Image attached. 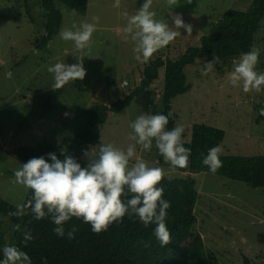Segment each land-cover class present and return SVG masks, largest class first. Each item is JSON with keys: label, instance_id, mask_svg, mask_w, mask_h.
Instances as JSON below:
<instances>
[{"label": "rangeland", "instance_id": "1", "mask_svg": "<svg viewBox=\"0 0 264 264\" xmlns=\"http://www.w3.org/2000/svg\"><path fill=\"white\" fill-rule=\"evenodd\" d=\"M26 2L0 0V196L16 206L24 203L28 192L15 183V171L26 163L15 152L18 146H35L40 140H47L65 149L74 136L77 111L94 102L110 105L124 98L140 84L146 65L158 57L175 58L190 46H200L201 36L210 31L212 21L230 8L248 9L253 0H192L191 4L176 0L171 9L167 0H153L150 10L156 13L155 19L174 27L169 12L179 14L192 26V34L188 35L184 28L174 29L181 35L158 50L147 63L134 59V44L123 31L127 21L121 15L124 11L135 14L144 0H120L119 8L113 7L116 0H89L84 14L59 3L63 13L61 28L45 49L35 46L36 37L45 33L46 19L40 0L27 2L31 15ZM93 16H98L99 22L89 48L78 50L73 41L61 39L62 29L93 23ZM253 47L260 50L255 70L261 72L264 20ZM80 56H84L85 78L53 90L54 76L48 68L57 62L78 63ZM240 56L230 62L220 61L207 75H202L205 63L210 62L207 56L198 58L195 65L186 69L191 88L172 99L171 110L176 115L175 125L184 126L182 140L190 139L194 123H206L225 130L221 155H264V118L257 123L259 109L264 105V87L259 93H245L242 85L233 86L229 79L233 61ZM164 71L163 66L152 84L128 106L109 112L100 127L98 143L90 145L87 151L101 143L126 150L130 143H135L129 140L132 121L145 113L164 114ZM136 150V159L144 160L150 167H161L164 177L196 180L195 228L203 237L209 264H246V257L250 264H264V187L255 188L212 172L172 168L160 162L154 142L151 151L140 145H136ZM84 158L88 160L85 154Z\"/></svg>", "mask_w": 264, "mask_h": 264}, {"label": "trees", "instance_id": "2", "mask_svg": "<svg viewBox=\"0 0 264 264\" xmlns=\"http://www.w3.org/2000/svg\"><path fill=\"white\" fill-rule=\"evenodd\" d=\"M59 3L84 14L89 0H40L46 23L45 33L35 39V46L39 49L47 48L60 31L63 13ZM263 20L264 0H253L246 10L228 9L217 21L210 23V31L201 36L200 46H190L175 58L158 57L146 65L140 84L124 98H118L110 105L94 102L77 111L74 114V136L67 142L65 149L54 142L40 140L35 146H18L15 152L25 162L31 158L44 157L51 163L49 153H55L60 160L68 155L86 167L89 161L84 158V153L90 145L98 143L100 127L107 121L109 112L120 111L128 106L135 96L158 77L161 67H165L162 104L163 112L167 115L172 110V99L191 88L186 75L188 67L195 65L200 57L207 56L212 61L216 55L221 63H226L250 51ZM219 69L222 70L223 66ZM261 72H264V66ZM263 118L259 115L257 123ZM175 123L176 115L172 114L167 129L171 130L176 126ZM224 137V129L206 123H194L190 139L183 140L184 146L191 150L189 163L186 168L180 169L211 172L202 160L210 148L220 146ZM159 159L165 162L160 155ZM220 159L222 167L216 174L244 181L255 188L264 187V155H220ZM158 187L164 188L163 198L171 204L166 218L171 242L164 247L153 235L155 225L145 227L138 217L128 214L99 234L93 232L91 225L84 223L82 218L73 217L65 222V235L60 237L53 231L56 225L52 223L51 217L36 220L30 210L23 217L11 216L9 213L17 211V206L0 196V258L3 259V247L16 246L28 254L32 264H209L203 237L195 228L197 217L194 210L198 199L196 180L192 177H164ZM32 195V190L28 189L23 204ZM129 198L131 194L122 197V200L126 202ZM17 224L20 225L19 231L15 229ZM73 226L77 231L74 238L69 239L67 233ZM25 233H30L33 239L25 241ZM245 262L250 264L247 257Z\"/></svg>", "mask_w": 264, "mask_h": 264}, {"label": "clouds", "instance_id": "3", "mask_svg": "<svg viewBox=\"0 0 264 264\" xmlns=\"http://www.w3.org/2000/svg\"><path fill=\"white\" fill-rule=\"evenodd\" d=\"M191 2L192 0H187V3ZM175 3L176 0H167L170 9ZM152 4L153 0H144L135 14L129 15L127 11L121 13L127 21L123 31L133 42L134 59L140 63H147L158 50L181 35L174 29L184 28L188 35L192 34V26L186 24L179 14L169 12L174 27H170L164 20L155 19L156 13L150 10ZM113 7L119 8L120 0H116ZM92 21L93 23L83 22L79 27L73 24L71 29H62L61 39L73 41L78 50L89 48L99 17L93 16ZM259 55L260 50L253 47L243 53L238 61H233L234 70L229 76L230 83L233 86L242 85L245 93H259L264 87V72L255 70ZM82 57L84 56L76 57L79 62L72 65L57 62L48 68V72L54 76L51 86L53 90L63 88L69 81L85 78L86 69L83 67ZM219 63L220 58L214 55L212 61L205 63L202 75H207ZM259 114L264 116V108L260 109ZM171 115V112L167 115H139L129 125L133 130L129 140L135 143H130L126 150L111 143H101L91 151H85L89 161L86 167H82L74 157L68 155L60 160L55 153H49L51 163L44 157L31 158L15 171L14 176L15 183L32 190V198L25 204L17 205V211L10 212L9 215L23 217L30 210L36 220L51 217L52 223L56 225L54 233L63 237L64 224L73 217L82 218L84 223L91 225L93 232L99 234L106 231L111 223L120 221L128 214L138 217L145 227L155 225L153 235L156 240L162 247L168 245L171 234L166 218L171 204L163 198L164 188L158 187L164 178V169L150 167L144 160L136 159V145L142 146L145 151H151L154 142L158 154L172 168H186L191 150L183 144V124L167 129ZM222 152L223 149L217 145L210 148L202 160L203 165L213 174L222 167ZM129 194L131 198L124 202L122 197ZM15 229L19 231L20 225H15ZM76 231L73 226L67 233L68 238L73 239ZM32 239L30 233H25V241ZM2 253L3 260H0V264H32L28 254L16 246H5Z\"/></svg>", "mask_w": 264, "mask_h": 264}]
</instances>
